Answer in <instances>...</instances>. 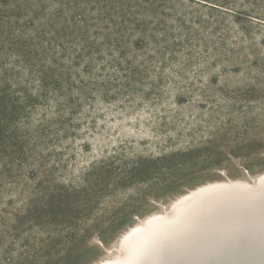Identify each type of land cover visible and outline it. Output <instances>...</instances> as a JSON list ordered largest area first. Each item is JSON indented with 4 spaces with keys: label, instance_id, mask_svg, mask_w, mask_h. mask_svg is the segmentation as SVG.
<instances>
[{
    "label": "rangeland",
    "instance_id": "1",
    "mask_svg": "<svg viewBox=\"0 0 264 264\" xmlns=\"http://www.w3.org/2000/svg\"><path fill=\"white\" fill-rule=\"evenodd\" d=\"M263 173L264 0H0V264H95Z\"/></svg>",
    "mask_w": 264,
    "mask_h": 264
},
{
    "label": "bare ground",
    "instance_id": "2",
    "mask_svg": "<svg viewBox=\"0 0 264 264\" xmlns=\"http://www.w3.org/2000/svg\"><path fill=\"white\" fill-rule=\"evenodd\" d=\"M248 182L192 189L131 226L113 255L96 263L264 264V173Z\"/></svg>",
    "mask_w": 264,
    "mask_h": 264
},
{
    "label": "water",
    "instance_id": "3",
    "mask_svg": "<svg viewBox=\"0 0 264 264\" xmlns=\"http://www.w3.org/2000/svg\"><path fill=\"white\" fill-rule=\"evenodd\" d=\"M174 203H172L170 206H173ZM169 210H170V207H169ZM122 247V246H121ZM95 264H103V261H101L100 263H95ZM240 264V263H239Z\"/></svg>",
    "mask_w": 264,
    "mask_h": 264
}]
</instances>
